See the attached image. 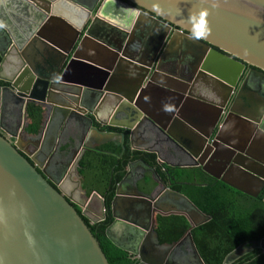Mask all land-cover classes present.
Wrapping results in <instances>:
<instances>
[{
	"label": "water",
	"instance_id": "1",
	"mask_svg": "<svg viewBox=\"0 0 264 264\" xmlns=\"http://www.w3.org/2000/svg\"><path fill=\"white\" fill-rule=\"evenodd\" d=\"M89 48L99 56H88ZM1 81L7 87L0 92L41 106L49 123L69 115L100 143L128 134L132 150L135 137L154 132L173 157L188 160L177 167L199 168L249 197L264 191V160L254 149L264 138V0H0ZM152 91L169 98L166 109L150 106ZM196 105L213 111L209 125L196 126ZM146 151L163 163L157 150ZM140 166L162 193L139 192L131 165L116 185L113 216L117 208L132 216L182 214L192 228L210 220L154 168ZM51 183L21 143L0 135V264H109L74 197ZM139 204L146 210L139 213ZM118 224L121 236L107 230L114 246L138 264H170L149 245L151 229L125 218ZM183 244L204 264L190 231L174 246ZM253 248L264 253V238ZM242 253L238 248L224 264Z\"/></svg>",
	"mask_w": 264,
	"mask_h": 264
},
{
	"label": "trees",
	"instance_id": "2",
	"mask_svg": "<svg viewBox=\"0 0 264 264\" xmlns=\"http://www.w3.org/2000/svg\"><path fill=\"white\" fill-rule=\"evenodd\" d=\"M43 109L36 104L26 108L27 133L35 135L42 124ZM105 129V128H103ZM118 131L115 128H106ZM102 155L88 152L81 165L85 166L87 192L106 194V204L114 196L118 182L126 174L127 166L137 158L156 170L167 188L184 195L210 220L192 228L182 214L155 213L154 232L160 245H173L190 231L193 243L204 264H224L227 257L241 248L243 253L230 264H264V253L252 245L264 238V191L256 198L249 197L217 181L199 168L171 167L158 164L156 155L133 152L125 134L123 146L109 143L101 147ZM144 155V156H141ZM90 179V180H89ZM111 221L88 228L97 239L109 264H138L135 256L114 246L107 238Z\"/></svg>",
	"mask_w": 264,
	"mask_h": 264
},
{
	"label": "flooded vegetation",
	"instance_id": "3",
	"mask_svg": "<svg viewBox=\"0 0 264 264\" xmlns=\"http://www.w3.org/2000/svg\"><path fill=\"white\" fill-rule=\"evenodd\" d=\"M174 30L175 28L172 27L171 32H173ZM183 58V56H180L179 59L181 60ZM167 69L169 71L175 72L174 66H169ZM0 85L2 88L7 87V83L3 81L0 82ZM1 91L0 135L12 144L18 142L21 143L24 147L25 153H27L28 158L32 160L34 159L41 163L42 169H45L48 176L51 177V179L53 180V184L51 183V185L55 189L66 190L67 193L74 197L77 203L72 205L75 210L81 215L87 225L92 226L100 222L109 220L111 221V224L109 226V228L111 229L110 232L115 233L114 236L116 237L122 235H118L120 234L118 233V229H120L122 233L125 230L124 226H120L118 223L123 220V218L130 219L131 221L143 225V227L149 228V230L151 229V236H149V245H155L157 253H165L170 259V264H198L193 256V253L191 252L189 245L187 246V244H183L175 247L174 245L176 243L173 245L158 244L157 237L154 232L155 214L152 216L144 212L142 214L132 216L131 214H128L127 212L117 208L115 211V215L113 216L112 201L116 194V187L114 190V196L109 204H106L105 195L107 194V192H105L106 194L102 195L97 191H86L85 186L87 183V175L83 173L86 172V168L85 166L81 165V161L83 160L84 156L88 152H90V154L92 155H102L101 147L109 143L116 144L117 146H123V142H121L119 138L114 142L100 143V141L90 131H87L86 134H82L83 129L81 128V125L75 119H69V115L66 116L64 120L63 118H61V120L56 119L55 121H52L50 125L47 126V131L45 133L43 127L47 118H43V114L42 124L39 131L35 135H29L26 130L28 126L26 108L29 104L27 106H24L23 102H20V100L13 98L11 94L7 93V90ZM94 125L96 127H100L98 124L94 123ZM106 128L103 129V131L106 130ZM106 131L116 134L121 132L120 130L119 132L109 130ZM149 134L155 135L154 132H149ZM153 140V144L155 146L160 147L161 145H166L163 138H161L160 136L155 135ZM128 145L130 147L129 141ZM137 145L138 144L135 143V145L133 146L134 150H132L131 148L130 149L133 152H140L143 154H151L150 151H146L147 149L151 151L155 150L153 148L154 146L147 148ZM83 149L85 151L84 153L82 152L83 154L78 160L77 154L80 152V150ZM179 160L180 162H177V166L188 164V160H186V158H182ZM142 162L146 163L143 157L133 160V162H131L127 166L126 173L128 172L129 166L132 165V167L136 169L134 171V176L137 190L145 196L156 197L160 193H162L163 188L162 186L156 185L152 173H150L148 170L145 171V169L140 166ZM73 166L76 167V173L74 172ZM39 172L42 173V170H39ZM125 175L122 180L125 178ZM54 181L59 184L56 185ZM120 182H118V184ZM124 190L130 191L131 189L127 186ZM93 194H97V197H94ZM138 206L140 207L139 213H141V209L146 210V205L139 204ZM142 231L146 234L148 233L146 232L148 230ZM126 234L127 238L124 239V241L128 242V236L130 234H133L132 229H128Z\"/></svg>",
	"mask_w": 264,
	"mask_h": 264
},
{
	"label": "crops",
	"instance_id": "4",
	"mask_svg": "<svg viewBox=\"0 0 264 264\" xmlns=\"http://www.w3.org/2000/svg\"><path fill=\"white\" fill-rule=\"evenodd\" d=\"M21 26H22V24H21ZM57 29L58 28H56V30ZM62 33H63V30L61 29L59 34L63 37ZM68 34H67V37L69 36ZM48 35H50L51 38L55 39V37L52 36L50 33ZM64 36H66V34ZM88 50H89L88 51V56H90V57L94 56V58L99 56L97 51H93V49H91V48H89ZM91 54H93V55H91ZM257 84H258V82L256 80V81L253 82L252 87L253 88H257ZM254 86H256V87H254ZM146 100L149 103H151L150 106L154 105V107L156 109L157 108L166 109L169 106V103H170L169 98H167L165 96V94H161L158 91H152L151 95H149ZM193 109L196 112L194 118H195V124H196L197 127L202 128V127H204V125H209L210 124L209 121H211V118H213V116H214V113H213V111L210 108H202L201 106L196 105V106H193ZM50 123L48 122V118H47L45 120V124H44V127H43L45 133L47 131V126H49ZM234 125L235 124H233L231 126V129H233ZM243 129H245V132H248V130L246 128H243ZM154 136H155L154 134H149V133L140 134V135H138V138L135 137L134 139L136 141V144H138L137 146H142V147H147V148L154 146L153 148L155 150L157 149L159 151V156H160V158H161V160L163 162L162 164L165 163V164H167V166L172 165L174 167H177V165H178L177 162H180V160L177 157H175V158L172 157L171 153H168L167 147L165 145L164 146L161 145L160 147L159 146H155L153 144L154 143V140H153ZM254 149L256 150V156L258 158L264 160V138L259 137L257 146H255ZM231 182L236 183L240 187H244V185L239 184L236 181H231ZM244 188H246V187H244ZM118 233H120V234H118ZM118 233H117L118 235H121L122 231L120 229H118Z\"/></svg>",
	"mask_w": 264,
	"mask_h": 264
},
{
	"label": "rangeland",
	"instance_id": "5",
	"mask_svg": "<svg viewBox=\"0 0 264 264\" xmlns=\"http://www.w3.org/2000/svg\"><path fill=\"white\" fill-rule=\"evenodd\" d=\"M187 246H188V244H187Z\"/></svg>",
	"mask_w": 264,
	"mask_h": 264
}]
</instances>
